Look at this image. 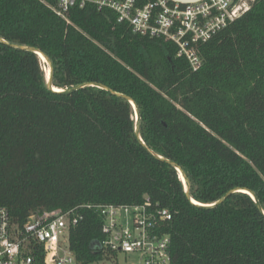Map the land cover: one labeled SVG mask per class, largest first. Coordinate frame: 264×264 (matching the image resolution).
<instances>
[{
  "label": "trees",
  "instance_id": "obj_1",
  "mask_svg": "<svg viewBox=\"0 0 264 264\" xmlns=\"http://www.w3.org/2000/svg\"><path fill=\"white\" fill-rule=\"evenodd\" d=\"M56 0H0V37L34 46L52 61L47 88L38 55L0 41V206L13 231L43 211L77 208L70 227L76 264L112 260L102 246L99 210L87 205H137L148 198L167 208L161 232L170 237V264H264V215L245 192L214 207L233 188L255 192L264 210V0L200 47L192 70L169 42L134 33L114 11L88 4L58 16ZM22 251L46 264L41 243Z\"/></svg>",
  "mask_w": 264,
  "mask_h": 264
},
{
  "label": "built area",
  "instance_id": "obj_2",
  "mask_svg": "<svg viewBox=\"0 0 264 264\" xmlns=\"http://www.w3.org/2000/svg\"><path fill=\"white\" fill-rule=\"evenodd\" d=\"M254 0H56L52 9L65 17L73 7L88 4L115 12L134 33L173 44L175 55L192 70L202 65L200 47L249 10ZM99 210L104 233L102 246L110 251L135 253L142 264H170L168 234L163 221L171 219L167 208L146 198L142 204L87 205ZM124 212V214L121 213ZM83 218L78 209L31 214L22 228L13 231L8 210L0 206V264H32L22 246L27 240L41 243L46 264H76L68 245L69 229Z\"/></svg>",
  "mask_w": 264,
  "mask_h": 264
},
{
  "label": "water",
  "instance_id": "obj_3",
  "mask_svg": "<svg viewBox=\"0 0 264 264\" xmlns=\"http://www.w3.org/2000/svg\"><path fill=\"white\" fill-rule=\"evenodd\" d=\"M0 41L7 44L8 46L12 47V48H16V49H20V50H26V51H31V52H34L38 55L39 57V54H42L43 57L45 58L46 60V64L49 68V75L48 77L46 76L45 74V78H46V82H47V88L50 89V90H54V91H61L59 89H57L56 87L53 86L52 84V79H53V65H52V61L50 60V58L43 52L41 51L39 48L37 47H34V46H28V45H22V44H17V43H14V42H9V41H6L4 39H2L0 37ZM88 86H96V87H99V88H103L109 92H111L112 94L116 95V96H119V97H122V98H125L126 100H128L132 107H133V110H134V122H135V126H134V130H135V135L138 139V141L153 155L155 156L156 158L158 159H161V160H164L166 162H168L171 166H173L178 173L181 174L182 178L180 177L183 185H184V192H185V195L187 196V198L194 204H197L199 206H203V207H214L220 203H222L231 193H234V192H238V191H241V192H245L247 193L255 202L257 208L259 209V211L264 215V210L258 200V197L257 195L255 194L254 191H252L251 189H248V188H233L231 190H229L228 192H226L223 196H221L217 201H215L214 203H211V204H200L198 202H195V200L190 196V181L188 179V176L186 175V173L184 172V170L174 161L172 160H169V159H166L158 154H156L154 151H152L145 143L144 141L142 140L141 138V135H140V110H139V107L137 105V103L134 101V99L132 97H130L129 95L127 94H124V93H120V92H116L114 90H112L111 88H109L108 86L102 84V83H98V82H83V83H79V84H76L66 90H63L65 92H72V91H75V90H78V89H82V88H85V87H88Z\"/></svg>",
  "mask_w": 264,
  "mask_h": 264
},
{
  "label": "rangeland",
  "instance_id": "obj_4",
  "mask_svg": "<svg viewBox=\"0 0 264 264\" xmlns=\"http://www.w3.org/2000/svg\"><path fill=\"white\" fill-rule=\"evenodd\" d=\"M122 214L124 212L121 211ZM88 264H142L141 258L135 253L118 252L112 259H103L99 262H90Z\"/></svg>",
  "mask_w": 264,
  "mask_h": 264
},
{
  "label": "bare ground",
  "instance_id": "obj_5",
  "mask_svg": "<svg viewBox=\"0 0 264 264\" xmlns=\"http://www.w3.org/2000/svg\"><path fill=\"white\" fill-rule=\"evenodd\" d=\"M39 58H40V60H41V62H42V64H43V68H44L45 74H46V76L48 77V75H49V68H48V66H47V64H46V60H45V58L43 57L42 54H39ZM179 175H180V177L182 178V176H181L180 173H179ZM195 202H197V201H195Z\"/></svg>",
  "mask_w": 264,
  "mask_h": 264
}]
</instances>
